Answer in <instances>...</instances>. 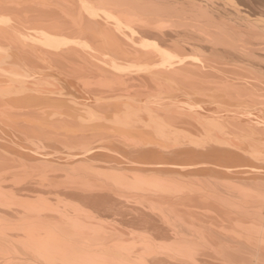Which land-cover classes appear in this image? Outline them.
I'll return each instance as SVG.
<instances>
[{"label": "bare ground", "instance_id": "6f19581e", "mask_svg": "<svg viewBox=\"0 0 264 264\" xmlns=\"http://www.w3.org/2000/svg\"><path fill=\"white\" fill-rule=\"evenodd\" d=\"M0 264H264V0H0Z\"/></svg>", "mask_w": 264, "mask_h": 264}]
</instances>
